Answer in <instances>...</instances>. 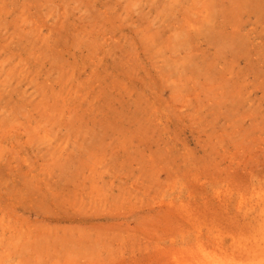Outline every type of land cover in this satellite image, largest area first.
Wrapping results in <instances>:
<instances>
[{
    "label": "rangeland",
    "instance_id": "1",
    "mask_svg": "<svg viewBox=\"0 0 264 264\" xmlns=\"http://www.w3.org/2000/svg\"><path fill=\"white\" fill-rule=\"evenodd\" d=\"M0 264H264V0H0Z\"/></svg>",
    "mask_w": 264,
    "mask_h": 264
}]
</instances>
